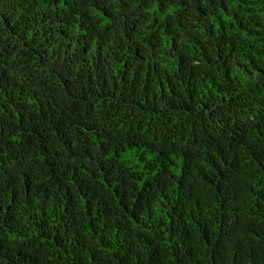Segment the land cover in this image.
<instances>
[{
  "label": "trees",
  "instance_id": "obj_1",
  "mask_svg": "<svg viewBox=\"0 0 264 264\" xmlns=\"http://www.w3.org/2000/svg\"><path fill=\"white\" fill-rule=\"evenodd\" d=\"M0 264H264V0H0Z\"/></svg>",
  "mask_w": 264,
  "mask_h": 264
}]
</instances>
